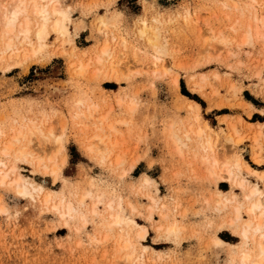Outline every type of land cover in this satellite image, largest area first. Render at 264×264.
I'll return each mask as SVG.
<instances>
[{
  "label": "rangeland",
  "instance_id": "rangeland-1",
  "mask_svg": "<svg viewBox=\"0 0 264 264\" xmlns=\"http://www.w3.org/2000/svg\"><path fill=\"white\" fill-rule=\"evenodd\" d=\"M57 1L70 15V35L51 31L41 52L18 56L11 68L0 58V127L10 130L30 118L53 131L45 152L39 139L29 143L45 156L43 165L0 154L16 165L0 183V264H237L240 228L250 216L248 189L236 180L246 178L248 188L258 183L263 202L264 180L246 169H235L233 181L216 178L195 136L187 139L184 132L207 123L222 164L240 155L264 172V38L253 44L240 39L252 14L264 18V0ZM110 16L113 24L100 23ZM143 21L158 30L165 47L159 69L154 48L139 33ZM30 35L35 41L34 29ZM123 38L140 49L138 58L122 46ZM107 40L114 55L99 63ZM114 60L119 81L99 72ZM191 100L201 106L200 119ZM92 102L100 106L94 118L75 116ZM178 137L186 143L181 151ZM19 175L43 186L50 201L43 203L32 186V194L19 193L9 184ZM220 192L227 205L216 202ZM61 201L76 210L62 215L54 206ZM238 203L243 219L231 226ZM119 204L134 223L110 227ZM173 223L177 233L167 231ZM139 226L148 230L144 240ZM217 237L224 242L216 243ZM128 240L136 249L124 247Z\"/></svg>",
  "mask_w": 264,
  "mask_h": 264
},
{
  "label": "bare ground",
  "instance_id": "bare-ground-1",
  "mask_svg": "<svg viewBox=\"0 0 264 264\" xmlns=\"http://www.w3.org/2000/svg\"><path fill=\"white\" fill-rule=\"evenodd\" d=\"M227 1L232 2L234 5H238L239 1L241 0H227ZM70 19L71 18L68 13V10H65L57 0H0V58L6 61L8 68L16 66L15 60L17 59L18 56L20 57V55H22L24 58H27L31 55H35L41 52L47 45L46 41L50 36L51 31L60 33L63 36L70 35V31L68 27V21ZM100 23L108 26L109 24H113L114 20L111 16L107 17L106 19L102 17L100 19ZM148 25L149 24H147L146 21H143V27L140 28L139 33L141 36L146 37L149 44H151V46L154 48L155 53L153 55L155 59H153V65L156 67V69H159L160 64L166 59L164 56L165 47L161 45L162 43L160 44L159 42L160 35L158 30ZM259 26L264 27V18H261L260 16H258L257 13H254L249 17V24L247 25V28L243 32V36L240 39H243V42L245 43L253 44L256 39L264 38V30L261 31ZM33 29L36 39L35 41L31 39V35H30ZM124 38L121 41L122 46L128 49V51L134 50V47L129 46L127 40ZM116 39H117L116 37H113L112 41ZM221 41L226 42L225 39H222ZM111 44L112 42L110 40H107L104 43V45L101 47L102 54L97 58V61L99 63L103 62L105 55H107L110 58L113 57L114 54L111 50L113 44L112 45ZM134 51H135L134 52L135 58H138V52L140 51V49L137 48ZM86 67L87 65H81V70ZM117 67H118V62L117 60L116 61L114 60L109 64V66H106L104 69L100 68L99 72L103 73L104 78H106L107 80L119 81L120 76L117 74ZM175 81L177 82V78L175 79ZM78 103L81 104L82 100H80V102L78 101ZM191 106L197 111L196 118L200 119L199 118V116H201L199 115V110L201 108L200 104L196 101L191 100ZM99 109H100L99 104L96 102H92L91 104H88L86 106V109L83 112H76L75 116L81 119H85L84 121H86V119L89 120V118L95 116L96 113L99 111ZM191 126L190 128H187L185 130L184 132V135L186 136L185 138L192 139L191 137L195 136V141L197 143V146L201 148V151H203V154L201 156L202 161L208 166V169L213 176L221 180L233 181L235 179V173H234L235 169H239V170L246 169L247 171H250L258 175L260 179L264 180V172H260L256 169H252L247 163V161H245L240 155H237V157L235 158L232 164L229 162H224L222 164L219 161L216 152V144L214 143L212 136L213 128L209 124L205 123L204 125L199 126L197 129H195L196 127L193 129V127ZM44 127L45 126H43L41 123H37L34 119H30V118L23 119L22 121L20 120V122L17 125L11 127L10 130H6V128L4 129L0 127V154L2 156L13 158L15 161L29 160L32 158L38 165H43L45 163V156L43 157L42 155L34 154V152L30 150V145L35 139L36 140L39 139V142L43 143L42 147H40L39 150L41 151L45 150L44 143L46 144L48 140L51 139L50 136H53V131L52 129L46 130ZM109 127L113 128L111 124L108 125V128ZM113 131H115V128H113ZM176 136L177 135H175V137ZM109 139L110 138L108 137V140ZM55 143L57 144L56 151L61 152L64 149L63 135L56 136ZM175 144L177 145L180 151L182 150V147L186 146V143L180 137L176 138ZM53 159L55 158L49 157V161H52ZM257 161H259V159H257ZM44 166L47 167L46 164ZM15 170H16V165H9L0 156L1 184H6L8 182V179L10 178L11 173H14ZM59 171H60V167L57 166V164L53 165V172L58 173ZM150 180H151L150 178H146L147 182H149ZM236 181L240 188L248 189V193L246 194V200L248 201L247 212L250 218L245 219V221H243L241 225L240 235L242 237L241 239H243V243L240 245L238 250H237L238 247L236 248L235 251L236 255L234 256V260H237V264H264V202L261 199V195L263 194V192L259 187L258 183L248 188V180L246 178H241L240 180H236ZM9 184L15 185L17 191L22 195L26 196L28 194H32V190H33V192L38 193L37 194L38 198H40L43 203H48L50 201V194L45 193V188L43 186L33 185L34 183L30 184L28 180H26L25 177H23L22 175H19L18 177L11 179L9 181ZM29 186H32V190L30 189ZM235 196L233 197V199H235ZM228 200H229L228 198L223 199V197H221V192L218 193L216 202L219 205H227ZM54 206L62 212V215L63 214L70 215L73 211L76 210V208L73 206V203L71 201L70 202L61 201L59 204H55ZM110 207H112L111 204ZM118 208L119 209L116 212L114 211V213H111L110 215L112 219L108 223L110 227H113L114 225H118V224H125L127 226H130L131 223H134V219L125 218L120 213V209L122 208L121 204L118 205ZM242 208H243L242 203H238V205L234 206V213H233L234 215L229 220V224L231 226H235V225L237 226L239 222L243 219ZM93 210L96 212L95 209ZM140 228L141 229L138 231V236L142 240H144L148 236V230L145 227H140ZM167 231L169 233H175V232L177 233L179 231V226L173 223L167 227ZM215 241L216 243L224 242L220 237H217ZM249 243H252L251 247L248 246ZM124 247L133 248L135 247V245L128 240L124 244ZM143 249L144 251H146L148 249V246L143 245ZM126 259H128V261H131L132 263L135 261V255H128Z\"/></svg>",
  "mask_w": 264,
  "mask_h": 264
},
{
  "label": "trees",
  "instance_id": "trees-1",
  "mask_svg": "<svg viewBox=\"0 0 264 264\" xmlns=\"http://www.w3.org/2000/svg\"><path fill=\"white\" fill-rule=\"evenodd\" d=\"M189 95V94H188Z\"/></svg>",
  "mask_w": 264,
  "mask_h": 264
}]
</instances>
